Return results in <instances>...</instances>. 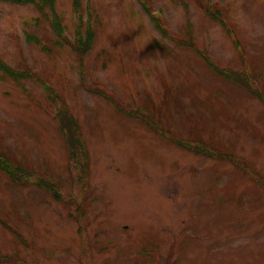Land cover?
Returning a JSON list of instances; mask_svg holds the SVG:
<instances>
[{"label": "rangeland", "instance_id": "1", "mask_svg": "<svg viewBox=\"0 0 264 264\" xmlns=\"http://www.w3.org/2000/svg\"><path fill=\"white\" fill-rule=\"evenodd\" d=\"M197 1L151 4L172 33L185 37L189 18L205 54L254 77L264 95V0H212L224 6L233 37ZM55 9L70 41L78 12L79 29L91 26L87 52L56 44L50 16L33 4L0 1V58L37 73L79 119L91 157L86 185L68 157L55 104L37 82L18 84L0 72V146L33 171L24 184L0 169V264H264V187L229 160L188 151L119 113L85 90L79 74L83 68L87 81L149 110L174 135L232 152L260 181L264 104L163 36L138 0H81L79 8L55 0ZM47 174L61 197L34 183Z\"/></svg>", "mask_w": 264, "mask_h": 264}, {"label": "trees", "instance_id": "2", "mask_svg": "<svg viewBox=\"0 0 264 264\" xmlns=\"http://www.w3.org/2000/svg\"><path fill=\"white\" fill-rule=\"evenodd\" d=\"M0 1H6L11 3H19V4H33L39 12L43 13L44 15L48 16L51 15V27L53 31L56 33L59 39L55 40L54 42L57 44H69V46L72 47L73 50L84 53L87 52L94 41V31L92 30L91 26L89 24L86 25L84 31L81 29V23L79 24V27L77 30H75L73 41H70L66 36L63 35V27L60 23V18L58 17L56 10H55V0H0ZM200 5H203L204 12L209 15L214 20H217L219 24L223 27V29L226 30L228 35L231 37L234 36L232 30L230 29L229 24L224 20L222 15V10L224 9V6L219 4L217 1L212 2H206L205 0H198L197 1ZM144 3L147 4V7L144 6L146 9V12L149 14L150 19L154 23L155 27L158 29V31L171 41H173L178 46H185L189 47L198 55L200 58L203 59L204 63L209 68L210 72L217 75L218 77H221L225 80H230L237 85H239L241 88L245 89L246 92L254 97L257 98L259 101H261L264 104V95L261 93L254 77L250 76L246 72L235 70L229 66L221 65L218 62H213V60L205 54V51L200 47L198 44V41L193 36V24L189 20V18H186L185 20V27H186V36L184 37L180 33H172L170 32L169 28L165 25V19L157 17V15H154L152 13V4L151 0H144ZM80 0H73L74 7L79 8ZM184 7L187 12V6L184 3ZM47 10V12H46ZM90 12L91 10L88 8L87 13V20L86 23L90 22ZM26 41L33 42L35 44H39L38 39L36 37H33L32 35L26 34L25 36ZM234 46H236L238 49L239 47V41L237 39H233ZM242 48V47H241ZM42 50L49 51V48L46 45L41 46ZM240 52V50H239ZM0 71L4 76H9L16 82L20 83V80L22 78H32L34 81H38L40 84L43 85V90L45 93V96L52 101V103L55 104V111L54 116L58 120L60 126L64 129V135H65V142L68 144V157L69 159H72L74 168L77 169L79 172L78 177L80 182L82 183V187L84 184V178L86 175H88V164L91 159L89 150L85 145L83 136H82V129L79 122V119L72 113L70 108L68 107V104L66 101L58 94V92L54 89L53 86L45 83L37 74L30 73L29 71H17L8 66L4 61L0 59ZM79 82L80 84L85 83V87L87 91L90 93H93L95 95L103 97L107 102L112 104V106L115 107V109L128 117L137 118L140 121H142L144 124H146L150 129L154 131H158L160 135L163 134L164 131H167L166 129H163L160 127L161 121L159 120H153L151 117H146L140 113L139 115V108L136 106L133 107V105H128L125 101H123L113 90L106 87V85L101 81H93L90 80L88 82L85 81V74L84 69H80L79 74ZM163 136V135H162ZM170 139H175L174 137H170ZM175 143L178 144V146L190 150L196 154H201L207 157L212 158H225L234 163L237 167L241 168L242 170L246 171L245 164L235 158L232 153L228 152L223 153L221 147H215L213 144L205 143L204 141L200 140L199 138H192L191 141H183V140H175ZM10 153H6L1 149L0 146V169L5 172V174L13 179L14 181L21 182V183H29V174L33 173L32 170H29L27 168L17 166V168H14L11 166L12 157L10 156ZM38 186H42L45 189H47L49 192L53 193L55 198L61 197L59 194V191L57 189V184L48 181L47 179H37L34 182ZM264 184V182H263ZM83 198L84 196L81 195ZM82 204V201L79 200L78 206ZM85 210H82L81 207H77L76 212L78 214H83ZM2 224H5V222L2 221ZM80 227V226H79ZM12 257H1L3 260H8ZM16 256H14V259ZM15 263L17 264H24L22 263V260L15 259ZM26 263V262H25Z\"/></svg>", "mask_w": 264, "mask_h": 264}]
</instances>
